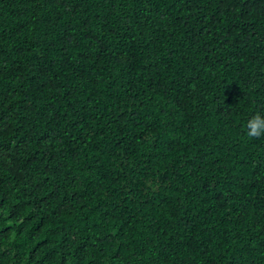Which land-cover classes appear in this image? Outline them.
<instances>
[{"label":"trees","instance_id":"trees-1","mask_svg":"<svg viewBox=\"0 0 264 264\" xmlns=\"http://www.w3.org/2000/svg\"><path fill=\"white\" fill-rule=\"evenodd\" d=\"M264 0H0V264H264Z\"/></svg>","mask_w":264,"mask_h":264},{"label":"clouds","instance_id":"clouds-1","mask_svg":"<svg viewBox=\"0 0 264 264\" xmlns=\"http://www.w3.org/2000/svg\"><path fill=\"white\" fill-rule=\"evenodd\" d=\"M246 134L250 138L264 136V112H254L246 121Z\"/></svg>","mask_w":264,"mask_h":264}]
</instances>
